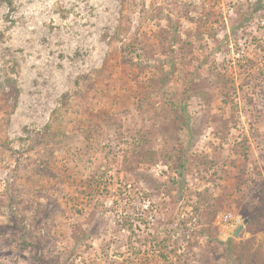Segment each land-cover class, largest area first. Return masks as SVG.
<instances>
[{
    "label": "rangeland",
    "instance_id": "374dc122",
    "mask_svg": "<svg viewBox=\"0 0 264 264\" xmlns=\"http://www.w3.org/2000/svg\"><path fill=\"white\" fill-rule=\"evenodd\" d=\"M11 3L0 264H264V0Z\"/></svg>",
    "mask_w": 264,
    "mask_h": 264
},
{
    "label": "trees",
    "instance_id": "16d2710c",
    "mask_svg": "<svg viewBox=\"0 0 264 264\" xmlns=\"http://www.w3.org/2000/svg\"><path fill=\"white\" fill-rule=\"evenodd\" d=\"M0 3H4L8 7L11 6V4H12L11 0H0ZM162 96H167V95L163 92ZM167 99L168 98H166V101H170L169 99L168 100ZM179 175H180V173H179ZM90 187H91V189H94L93 185H91ZM98 189H100V187ZM99 193H103V192H99ZM100 195H102V194H100ZM118 222H120L122 225L120 229L127 227V224H128L127 218H122V220H118ZM142 223H145V222L142 221ZM148 243H149L148 245L150 247L149 252L147 250L142 252L141 249L139 248L137 250H135V249L130 250V252L127 253L126 256H124L125 252H118L115 256L121 260L122 264H135L137 258L139 260L138 264H176V262L179 261L180 256H176V250L173 248L172 249L168 248L167 239L160 237L158 232L154 231L153 233L149 234ZM145 245H147V244H145ZM22 246L24 247L27 245L25 243H23ZM141 254H146V255L144 258H142ZM150 254H151V258L149 256ZM35 260H36L34 262L35 264H57V263H54V261H52V262L51 261H45L43 258L39 259V257H36ZM116 264H118V263H116ZM119 264H121V263H119Z\"/></svg>",
    "mask_w": 264,
    "mask_h": 264
},
{
    "label": "water",
    "instance_id": "95a60500",
    "mask_svg": "<svg viewBox=\"0 0 264 264\" xmlns=\"http://www.w3.org/2000/svg\"><path fill=\"white\" fill-rule=\"evenodd\" d=\"M246 223H247V219H244L243 220V224H246ZM242 228H243V225L237 226V228L232 233V237H234V238L238 237V234L240 233V231L242 230Z\"/></svg>",
    "mask_w": 264,
    "mask_h": 264
},
{
    "label": "built area",
    "instance_id": "2783aa9c",
    "mask_svg": "<svg viewBox=\"0 0 264 264\" xmlns=\"http://www.w3.org/2000/svg\"><path fill=\"white\" fill-rule=\"evenodd\" d=\"M229 217H230L229 214H225V215L222 216V220H224L225 222H227L228 219H229Z\"/></svg>",
    "mask_w": 264,
    "mask_h": 264
}]
</instances>
